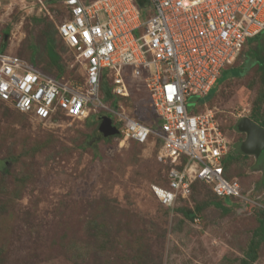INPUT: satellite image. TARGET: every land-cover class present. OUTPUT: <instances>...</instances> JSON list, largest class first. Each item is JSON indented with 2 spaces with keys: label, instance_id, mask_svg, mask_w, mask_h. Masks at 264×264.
I'll use <instances>...</instances> for the list:
<instances>
[{
  "label": "rangeland",
  "instance_id": "374dc122",
  "mask_svg": "<svg viewBox=\"0 0 264 264\" xmlns=\"http://www.w3.org/2000/svg\"><path fill=\"white\" fill-rule=\"evenodd\" d=\"M24 5L0 4L7 51L58 79H79L82 64L56 31L60 14L66 15L64 2L47 9ZM253 51L264 59V33L244 44L222 68L212 94L196 101L211 111L232 154L227 173L241 189L221 206L198 180L171 205L161 203L152 190L167 185L168 167L156 156L159 142L104 136L101 116L115 119L102 109L93 108L85 119L58 115L44 121L0 101V264H264V237L254 258L247 254L261 235L264 158L241 151L246 134L237 128L242 117L256 114L264 121V73L253 65L230 76ZM129 86L112 108L155 124L143 82L130 76ZM194 103L188 100V112Z\"/></svg>",
  "mask_w": 264,
  "mask_h": 264
},
{
  "label": "built area",
  "instance_id": "2783aa9c",
  "mask_svg": "<svg viewBox=\"0 0 264 264\" xmlns=\"http://www.w3.org/2000/svg\"><path fill=\"white\" fill-rule=\"evenodd\" d=\"M14 1L47 9L57 0ZM62 1L66 15L60 14L57 34L75 51L81 77L62 80L42 72L3 48L6 35L0 31V101L47 121L56 115L85 119L93 108L102 109L124 139L158 140L157 159L169 169L167 185L152 190L166 206L195 180L218 197H239L238 181L228 178L223 166L226 141L211 111L200 110L196 101L212 90L246 41L264 31V0ZM130 76L149 92L155 125L118 113L104 101L103 80L114 97H125ZM194 95L190 113L187 102Z\"/></svg>",
  "mask_w": 264,
  "mask_h": 264
},
{
  "label": "trees",
  "instance_id": "16d2710c",
  "mask_svg": "<svg viewBox=\"0 0 264 264\" xmlns=\"http://www.w3.org/2000/svg\"><path fill=\"white\" fill-rule=\"evenodd\" d=\"M139 2H141V0H138ZM57 31V29H56ZM264 33V31H261L260 33L250 37L246 43H249V42H252V41H257L261 38L262 34ZM4 43H5V40L2 41V47L5 48L4 46ZM245 43V44H246ZM48 53L50 55V57L53 59V61H56V59L58 58V55L53 51L52 47L49 45L48 46ZM240 54V53H239ZM238 54V55H239ZM238 57V56H237ZM236 57V58H237ZM28 61H30L31 63L34 64V61H31L30 59H27ZM253 65H256L257 66V69L264 73V59L259 55L258 51H253L252 53H249L247 55H245V58H244V61L238 66V67H235V68H231V75L230 76H240L242 75L243 73H245L248 68H250L251 66ZM222 70V69H221ZM222 75H220L219 78H221ZM219 78L218 80L216 81V83L219 81ZM224 79V78H223ZM215 83V84H216ZM214 90V86L212 88ZM101 91L103 93V96H104V101H107L109 100V102L113 105V106H116V100H115V97L111 94L110 92V85H108L107 81L106 80H103L102 81V86H101ZM210 94H212V90H210V92L206 95V96H209ZM205 96V97H206ZM107 99V100H106ZM26 114V113H25ZM28 115V114H27ZM57 116V115H56ZM56 116H54L53 118L51 117L48 121H52ZM62 116V115H61ZM64 116V115H63ZM66 117V116H64ZM250 119H253L254 121H256L257 124H259L260 126H262L264 128V121L260 119V116H257L256 114L251 117H249ZM44 121H47V120H44ZM155 125V124H154ZM154 128H156L154 126ZM158 141V140H157ZM159 142V141H158ZM242 151V150H241ZM260 154V157L264 158V149L259 153ZM258 154V155H259ZM232 157V154L229 152L227 153L224 158H223V166H224V170H225V173H226V176L228 178H231L229 177L228 173H227V164L228 162L230 161ZM4 166V163L0 161V168ZM168 167V166H167ZM169 169V168H168ZM168 172V170H167ZM167 177V176H166ZM199 181V180H198ZM201 182V181H200ZM203 183V182H202ZM167 184V183H166ZM192 185V183H191ZM208 186V185H207ZM191 187V186H190ZM209 187V186H208ZM212 192V191H211ZM215 197H217L220 201L218 202H214V204L218 205V206H221L224 200V198H229L230 201L234 198H237V197H228V196H225V197H218L216 196L214 193H212ZM198 209V207H197ZM190 217L195 219L194 218V215L193 213H190ZM261 224L259 226L260 230H259V234L261 233V235L259 236V238L253 242V245L250 247V250H249V253L248 256H250L251 259L254 258V254H252L254 251V247L256 246V244L259 242L260 239H262L264 237V217L261 218Z\"/></svg>",
  "mask_w": 264,
  "mask_h": 264
},
{
  "label": "water",
  "instance_id": "95a60500",
  "mask_svg": "<svg viewBox=\"0 0 264 264\" xmlns=\"http://www.w3.org/2000/svg\"><path fill=\"white\" fill-rule=\"evenodd\" d=\"M197 98V95L191 97L192 100ZM237 128L246 134L245 139L240 143V149L243 152L258 155L264 149V128L249 117H242L237 123ZM99 130L103 132L104 136L119 132L118 128L112 123L111 118L106 115L101 116Z\"/></svg>",
  "mask_w": 264,
  "mask_h": 264
},
{
  "label": "clouds",
  "instance_id": "9594fccd",
  "mask_svg": "<svg viewBox=\"0 0 264 264\" xmlns=\"http://www.w3.org/2000/svg\"><path fill=\"white\" fill-rule=\"evenodd\" d=\"M6 37V36H5ZM115 98H117V97H115ZM107 102H109V101H107ZM110 103V102H109ZM110 105H111V107H112V104L110 103ZM106 116H108V115H106ZM110 117V116H109ZM111 118V117H110ZM112 120V119H111ZM115 125V124H114ZM116 126V125H115ZM117 127V126H116ZM118 128V127H117ZM119 133V132H118ZM117 133V134H118Z\"/></svg>",
  "mask_w": 264,
  "mask_h": 264
}]
</instances>
